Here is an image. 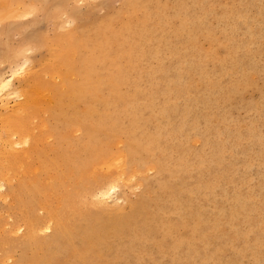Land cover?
<instances>
[{"label": "rangeland", "instance_id": "rangeland-1", "mask_svg": "<svg viewBox=\"0 0 264 264\" xmlns=\"http://www.w3.org/2000/svg\"><path fill=\"white\" fill-rule=\"evenodd\" d=\"M156 1H158L157 4L151 0H0V79L14 72L12 87L15 89L16 86L21 85L25 78L26 72L21 69L24 67V69L31 70L34 75L40 74L43 85L48 88L51 94H58L63 88L66 75H68L66 69L68 67L79 68L80 66L77 67L79 61L72 65L62 59L56 60L55 63L48 66L44 58L53 48H60V43L57 42L67 31L73 28L76 33L74 34L76 40H73V45L68 48L69 51H77L82 57H87V51L78 44L79 37L83 33L86 35V40L91 42L96 35L100 36L105 29L104 26L110 27L115 33H118L121 28L128 26V22L131 25L143 19L140 9L142 4L147 2L152 7L156 6L153 9V14L145 19L148 30L146 29L147 32L144 36L147 42L143 43L142 52L139 50L130 53L129 45L122 42L117 34L111 37L106 50L110 55H113L111 65L113 57L116 58L113 68L120 66V69H124L132 78L134 77L133 80H143L142 84L139 83L141 80L136 81L137 97L147 95L151 86L156 88L155 96L159 104L155 110L143 112L147 116L146 119L129 120L130 113L124 103L118 99L113 100L114 106L108 110V113L112 117L113 115L123 117L126 115V117L107 119L115 124V127L112 128L113 131L109 129L95 130V137L91 139V145L92 147L101 145L94 152L95 158H98L111 153L126 154V150L132 147L131 144H135L136 149L143 152L135 159L146 158L147 161L149 156H153L157 168L146 171L147 169L143 167L136 176L123 181V178L120 179L122 176L119 167L117 169L111 167L107 178L104 175V171H107L106 168L99 167L96 161L92 162L89 165L90 168H86L88 172L86 171L84 177L91 180V173L97 175L95 184L91 183L92 186H96L103 178L111 180L114 176L118 177V180L116 177L113 178L120 183L114 193L117 195H113H120L122 199H114L115 197L112 195L106 198V202L96 204L99 202L90 199L91 192L88 190L91 188L90 184L83 181L79 189L84 196L81 205H84L82 210L86 211V214H82L92 216L89 218L94 220L97 216L104 214V211L112 213L113 210L118 209L116 211L129 212L131 226L134 225L137 218L141 219L143 224L140 226V231L142 233L139 229L136 231L135 241L129 242V238H118L119 240H117L128 242L136 247L129 251L132 260L127 264H137V256L145 243L141 241V238H145L148 233L144 225L154 226L155 229L158 226L156 221L153 222L155 217L164 222L170 221L172 224L168 233L161 232L164 237L159 231L156 234V237L160 236L158 238L164 239L165 242V249L162 248L159 252L164 251L166 254L158 253L157 249H153L152 254H149L150 258H145V261L154 264H167L168 260L171 264L172 260L177 261V259H171L172 256L169 253L172 251L168 249L177 244L175 240L185 241L188 237L196 235L193 230L197 228L196 224L200 215H209L210 217V220L204 225L208 227L206 233L210 230L216 231L213 236L208 235L207 244L198 243L200 255L207 257L208 251L213 250L218 242L221 243L220 251L214 250L218 254L217 257L220 258L208 264H227L226 262L230 261L232 256L235 257L241 253L246 256L234 264H253L254 261L251 260L254 258L255 245L258 246L261 243L258 246V251H260L258 253L264 254V246H262V244L264 245V208H257L264 205V188H261L264 184V0ZM134 5L135 9H132L130 6ZM232 25L235 26L232 27ZM63 38L72 39L73 37L69 35ZM99 43L100 41H97V47ZM52 45L55 47L52 48ZM150 49L153 57L148 59L146 55L143 58L142 54H147ZM140 53L141 58L139 57ZM94 54L98 55L96 52ZM225 55L228 57L223 62L221 58ZM200 59L204 62L200 65L203 67L202 70L198 67ZM144 64H147L146 68ZM29 65H33L34 68L33 66L32 68L35 70ZM110 68V66H106L105 70ZM43 69L45 70L43 71ZM142 70L148 71L149 75L144 77L141 73ZM161 72L162 74H160ZM139 75L144 78H140ZM113 76L116 78L118 75L114 73ZM99 79L104 83L102 87H99L102 89L97 88L94 94L85 95V100L78 101L76 105L78 117L81 120L84 115L91 112L88 107L89 101L101 105L110 94L119 97L130 94L129 86L123 81L111 85L107 76H102ZM125 91L127 94H123ZM168 98L172 100H168ZM208 98L214 99V101H208ZM15 99L12 94L6 99L8 109L10 106L13 107L14 102H17ZM167 100L170 104L167 108L170 114L166 112L169 114V118L162 116L164 115L163 105ZM200 100L204 103H198ZM173 105H176L175 110H172ZM41 106L45 107V104ZM113 110L116 113L111 114ZM4 114L5 112L0 108V120ZM160 117H162L165 127L161 126L160 131L154 132L153 128L161 122ZM41 118L48 119V125L54 128V118L49 117L48 112L38 113L32 119L33 123L29 124L30 127L39 123ZM66 127H68V123L60 120L56 125V128L59 129L56 130L58 135L48 134L44 130L43 132L35 130L33 145L27 149L30 158L24 165L25 172L21 170L20 172H24L22 175L17 174L10 177L8 181H2L4 187L0 189V194L5 196L0 195V264L29 263L20 261L21 253L23 252V256L26 252V249L23 251V248H20L23 245L9 248L5 241L7 238L13 240L23 235L25 226L22 221L25 218L29 220L34 214H42L41 210L31 211L41 197L44 195L51 197L54 207L58 204V200L53 199L55 191L60 196L55 187L54 191L50 189L38 191L35 188L37 181H41L45 177L46 172L42 169V164L47 160L49 163L50 161L54 163L58 158L63 162L71 161L69 157H62V153L67 149H65L66 141L77 137V134L88 126L75 124L71 125L68 130ZM223 128L226 129V132L234 130L238 133L235 142L231 140V136H228L227 142L222 140L226 137V134L220 136L219 131ZM207 130L211 133L208 141L204 136ZM169 133H173L174 136H169ZM147 135L152 138L144 142L142 138H146ZM165 135L169 138H166ZM72 142L68 143L70 148H73ZM77 143L80 142L74 141L72 144ZM231 143L236 145L232 147ZM159 145H162L161 150L158 148ZM81 156L80 154L79 158L82 161ZM231 171L234 173L233 175L230 173ZM49 173L48 176L51 175ZM87 173L89 174L87 175ZM230 175L231 178H228ZM78 177L79 173H73V180ZM187 180H189L188 184L185 183ZM225 180L228 182L226 183ZM207 185L211 189L207 190ZM253 185L256 187L251 190ZM235 186L238 187L235 189ZM218 188L219 190H217ZM62 189L64 188L62 187ZM225 189L228 191V193L225 191L227 194H224L223 190ZM9 191H14V193ZM164 191L172 198L163 202L162 212H157L155 199L160 195L165 197ZM143 194L145 195L142 196ZM233 194H240L241 201L257 194H259V198L242 205L239 200L230 201L229 197ZM155 195L157 196L155 197ZM141 196L144 206L138 208L135 201H138ZM215 204L217 206H214ZM88 206L89 208H87ZM120 207L122 208L120 209ZM184 207H188L189 211L184 212ZM225 214L227 215L219 216ZM249 217L259 220L260 226L256 227L254 232L251 231L247 234L250 229L247 225L250 222ZM216 224L222 228L217 229ZM252 224L254 228L256 223ZM13 225L14 228L21 226V229L6 233L13 228ZM84 225H86L85 221H80L73 231H80L79 228ZM217 234L218 236H216ZM223 240H226L224 244ZM139 241H141L140 245H138ZM146 242L149 245V241ZM156 242L157 240H153L150 243L154 245V243L157 244ZM243 243H246V246ZM249 244L251 245L249 246ZM235 245L237 250L234 248ZM243 246H245V251ZM239 249L240 251H238ZM112 251L111 247L107 253L109 259L112 257L111 260L117 256ZM161 255H164L165 258ZM143 256L145 257V255ZM263 258L264 256L261 257L262 264H264ZM178 261L183 262L181 259Z\"/></svg>", "mask_w": 264, "mask_h": 264}, {"label": "bare ground", "instance_id": "bare-ground-1", "mask_svg": "<svg viewBox=\"0 0 264 264\" xmlns=\"http://www.w3.org/2000/svg\"><path fill=\"white\" fill-rule=\"evenodd\" d=\"M151 1L154 4H157L156 2H158L156 0H151ZM163 5L165 7L166 3ZM159 6L161 7L160 4ZM130 7L132 9H135V5L130 6ZM154 8H156V6L152 7L150 3L146 2L145 4H142L140 9L143 14L142 15L143 19L138 20L137 22L132 23L131 25L128 22V26L121 28L118 31V33H115L114 30L110 29V27L104 26L105 29L103 30V32H101L99 37L98 35H96L94 37V40H92V42L89 40H86V35L83 33V35L79 37L78 44L80 45L81 48L87 51L86 53L87 57H82L80 54L77 53V51L75 52L69 51L68 48L73 45V40L74 41L76 40V38L74 37V34L76 33H75V29L73 28L67 31L63 37L70 35L73 38L72 39H67L63 37L60 38L59 41L57 42V43H60V48L56 47V49H54L53 47L55 46L52 45L53 50L50 51L49 54L44 58V61L45 63L48 64V66L55 63L56 60L60 61L62 59L65 60L67 63H71L72 65L76 64L79 61V64L77 66V67L80 66L79 68H76V67L69 68L68 67L66 69V72L68 75H66L67 77L65 79V83H63V88L58 94H55V93L51 94L48 88L43 85L42 78L39 76L40 74L34 75L31 72V70L24 69V67H21V69L23 70V72H26L24 75L25 78L23 79L21 85L16 86L15 89L12 87L14 72H12L9 76L0 79V108L5 112L3 118L0 120V189L4 187V183H2L3 180L8 181L10 177L16 176L17 174H19L20 176L25 172L24 165L25 163L28 162V159L30 158L29 151H27V149L32 147L33 145V140H34L33 133L35 130L41 131V132H43L44 130L48 134L53 133V134L58 135V131L56 130H59V129L56 128V125L60 122V120L62 122L65 121L66 123H68V127H66V130H68L71 125H75V124H78V125L86 124L88 126L86 127V129L81 130L80 131L81 133L79 132L80 135L78 133L77 137H73L71 140L66 141L65 149L66 148L67 149L62 153V157H69L71 161L63 162L58 158V160H56L54 163H52L51 161L49 163L47 160L46 163L42 164V169L46 172L45 177L42 176L43 177L42 180L37 181L36 188L35 187L34 188L37 189L38 191H40L41 189H44V190L50 189L51 191H54L55 190L54 187H55L57 189V192L60 194V196L57 195L55 191L54 196H53V199L56 198L58 200L57 206L56 207L53 206L51 199H50L51 197L49 196L46 197L44 195L43 197L39 199L37 204L31 210L32 212L41 210L40 213L42 212V214H34L31 216L29 220L25 218L22 221V224L25 226L23 235L16 237L13 240L4 238L7 240L5 242L6 244H8L9 248L18 247L17 245H23V246H20V248L22 247L23 251L26 249V252L23 256H22L23 252L21 253L20 261H25V262L28 261L29 262L28 264H88V263L89 264H127L129 263L130 260H132L131 256L129 255V251L136 247L134 245H130L128 242H122V241H117V240H119L118 238L120 239L129 238V242L135 241V239L137 238L135 233L138 229L139 231L141 230L140 226L143 224L141 222V219L137 218L134 221V225L131 226L129 222L130 220L129 212L125 210L116 211L118 209H116L115 211L113 210L112 213H105L104 211V214L97 216L96 218H94V220L93 218L90 219L89 217H92V216L84 215L86 214V211L82 210L84 205H81V203H83L82 197L84 196H82V193L79 188L81 187V184L83 181H86L88 184H90L91 188H89L88 190L91 192L90 194L91 196L90 195L89 196H90V199H93L99 202L96 204H101L103 201L106 200V198L111 197L116 192L115 191L116 187L120 184L117 181H115L116 179L118 180V177L116 176H114L116 177L115 180L113 179L114 177L111 180L110 178L107 180L105 178L102 179L98 175L102 180L100 179L101 181L99 180L100 182L96 184V186H92L91 183L95 184L97 175H95L94 173H91L90 174L91 180L86 179L85 178L86 176L84 177V174H86V171L88 170V169L86 170V168L87 167L90 168L89 165L94 161L97 162L99 167L106 168L107 171H104V175H106V177L107 175L110 174L111 167L113 169L114 167L116 169L119 167L120 173H121L120 175L122 177L120 178V176L118 175L119 173L117 175L119 176L120 179L123 178L122 179L123 181L126 179L129 180L131 177L136 176V174L143 167L147 169L146 171L155 170L157 168L156 167L157 164L153 156H149L147 158V161H146V158L135 159L136 156L143 153L136 149L137 147L135 144H131L132 147L126 150V154L111 153L110 155H102L98 158H95L94 152L101 145H97V147H92L91 145L92 143L91 139L95 137V130L109 129L113 131L112 128L115 127V124L109 122L107 119L114 120L116 118L123 119L126 117V115H124V117L119 116V115H113L112 117V115L108 113V110L114 106L113 100L116 101V99H118L122 103H124V105L126 106V109L130 113L129 120L136 119V118H138L139 120L146 119L147 116H145L143 112L147 110L149 111L155 110V107L158 106L159 104L155 96L156 88H153L151 86H150L151 89L149 90V93H147V95H143L142 97H139V98L137 97V93L135 90V84L137 80L136 81L133 80L134 77L132 78L130 74L126 73L124 69H120V66L119 68H113V64L116 58L113 57L114 59H112L113 63L111 65V58L113 55H110V53H108L106 50L107 44L109 45V41L111 37L114 34H117L118 38L122 40V42L129 45L130 53L132 52L135 53L139 50L142 52L144 48L143 43L145 44L147 42L144 36V34H146L148 30L145 19H147L153 14ZM234 26L235 25H232V27ZM97 41H100L98 47H97ZM75 44L77 43L75 42ZM95 52L98 55L94 54ZM146 55L148 59L152 58L153 57L152 50L151 49L148 50L147 54H142V57L144 58ZM139 57L141 58V53ZM227 57L228 55H225L224 57L221 58V61L225 62ZM182 58L184 57L182 56ZM202 61L203 60L200 59L199 64H198V67L201 68V70L203 69V67L200 65L204 63ZM29 66L32 68L33 65L32 66L29 65ZM29 66L28 68H30ZM106 66H110L111 68L105 70ZM146 66L147 64H144L145 68ZM44 70L45 69H43V71ZM113 72L117 73L118 76L116 78L115 76H113L114 74ZM141 73L142 75H144V77H146L147 74L149 75V72L145 70H142ZM160 74H162V72ZM102 76L103 77L107 76V78H109V82L112 83L111 85L121 82V81L125 82L130 87V88L128 87L130 94L120 96V97L114 94H110L107 96V99L101 105H98V104L93 103L92 101H89L90 104H88V107L91 112L89 114L87 113L86 115H84L83 120L79 119L78 111H77L78 108L76 107L78 101L85 100L84 99L85 95L94 94V91L97 90V88L102 87L104 83L100 82V79H99ZM139 77L141 78L142 76L139 75ZM142 82L143 80H141V82L139 83L142 84ZM166 87L168 88V86ZM99 89H102V88H99ZM10 94H12L16 98L15 101H17V102H14L15 104L13 105V107L10 106V108L12 107L11 110H9L10 108L8 109L9 107L7 106L8 101L6 100ZM123 94H127V91H125ZM63 99H66V101H63ZM168 100H172V99L168 98ZM168 100L164 102V105H163L164 115L162 116H166L169 118L170 111H168L167 108H169L170 104ZM208 101L212 102L214 101V99L211 100L208 98ZM198 103L203 104L204 102L200 100L198 101ZM42 104H45V107H42L41 106ZM173 106L174 107L172 110H175L176 105H173ZM40 112L42 113L48 112L49 117L54 118L53 120L54 128L48 125L49 121L46 118H41L40 121L39 119H36L39 121V123L33 124V126L31 125L32 128L30 127L29 124L33 123L32 119H34V117H36L37 114ZM166 112L169 114H167ZM114 113H116L115 110H113L111 114H114ZM160 119H161V122L158 123L153 128L154 132L160 131L162 128L161 126L165 127V124L162 123V117H160ZM208 130L206 131L204 135L206 141H208L209 137L211 136V133ZM225 130L226 129L223 128L222 130L219 131L220 136H224V134H226V137L222 140L227 142L228 136H231L230 137L231 140L235 142L237 139L236 137L238 133L235 132L234 130L232 131L228 130L227 132ZM169 136L173 137L174 134L169 133ZM149 138H152V137L151 136L149 137L147 135L146 138H142V140L144 142L149 141ZM166 138H169V137L166 136ZM72 140L73 142L75 141V142H80V143L72 144L73 143ZM70 142H72L71 145L73 146V148L69 147L68 143ZM79 144L80 146H78ZM235 145H236L235 143H231L232 147H234ZM128 146H130V144H128ZM158 148L159 150H161L162 145H159ZM80 154L82 155L81 156L82 161L79 158ZM21 170L24 172H20ZM93 170L94 172H96L94 168ZM48 172H50L51 175L48 176ZM73 173H79V177L75 180H73ZM89 173H87V175ZM230 173L232 175L234 174L232 173V171ZM228 178H231V175ZM112 180L113 182H111ZM188 182L189 180H187L185 183L188 184ZM215 184L217 185V183ZM210 186H213V185L210 184ZM210 186L207 185V190L211 189ZM238 186H235V189ZM62 187L64 189H62ZM255 187L256 185H253L251 187V190H254ZM261 188H264V184L261 186ZM235 189H234V192H236ZM217 190H219V188ZM223 191H224V194L228 193L226 189ZM225 191L227 193H225ZM232 191H233V187H232ZM9 192L14 193V191H9ZM164 192H161V193H164ZM164 194H166L165 197L163 195H160L158 196L157 199H155L157 202L155 203L157 212L159 211L162 212L163 202L172 198V196L167 195L166 192ZM0 195L5 196L4 194H0ZM114 195H117V193ZM114 195H113V197H115L114 199L118 200V198L119 199L121 198L119 194H118L119 196H114ZM144 195L145 194H143L142 196ZM233 195L232 196L230 195L231 196L229 197L230 201L239 200V202H242V205H246L248 201L252 202V201H255L257 198H259L258 197L259 194H257L256 196H249L244 201H241L240 194L238 195L236 194L234 196ZM142 196L138 201H135L136 202L135 204H137L138 208H141V207L143 208L144 206V203L142 202L143 201ZM156 196L157 195H155V197ZM12 197H14V195H12ZM197 203L199 204V202ZM32 206L33 204L31 205V207ZM214 206H217V204H215ZM87 208H89V206ZM121 208L122 207H120V209ZM257 208H260V209L264 208V205L262 207H257ZM107 209H110V208H107ZM188 211H189V208L184 207V212H188ZM72 214H73V217H72ZM226 215L227 214L219 215V216H226ZM71 218L73 219L71 220ZM249 218H250V222L249 224L247 223V225H249L248 227H250V229L247 234H249L251 231L254 232V229L260 226L259 220H254V217H249ZM209 220H210L209 215H200L198 217V222L196 224L197 228L193 230V232L196 233V235L188 237V239L185 241L175 240L177 244L176 245L174 244L173 245L174 247H170V248L168 247L169 249L167 248L168 250L172 251L171 253L168 252L172 256L171 259H177V261L172 260L171 264H198V263L208 264L211 261L213 260L217 261V258L218 259L220 258V257H217L218 254L214 252L215 249L218 252L220 251V246H221L220 242H218V245L216 244L217 248L214 247L213 250L208 251L209 255L207 257H202L200 255L198 243L204 242V245L207 244L209 236H213L214 232H216L215 230L214 231L210 230L208 231V233H206V230L208 229V227H205L204 225ZM80 221H85L86 225H84L83 227H80L79 228L80 231L76 229L78 232H74L73 231V229H75L74 227H77V224H79ZM155 221H156V224L158 225L155 229H154V226L144 225L146 228L145 230H147L148 233H146L145 238L143 239L141 238V241L145 243H143V246L140 249V254H138L137 256V264H154V263H147L145 261V258H148L149 254H152L153 249H157L158 253H161V254L162 252H164V251L159 252L160 249L161 250L162 248L165 249L164 239H159L158 237L160 236L156 237V234L158 233V231L160 233L161 232L165 234L168 233L171 230L170 228L172 224L170 223V221L164 222L163 220L158 219L157 217L154 218L153 222ZM253 222L256 223L254 228L252 224ZM211 223H212V219H211ZM215 226L217 229L222 228L219 224H216ZM211 228H212V225H211ZM15 229L19 231L21 229V226L14 228V225H13V228L10 229V231L6 233H11ZM139 231H138V234H139ZM150 233H153V234H150ZM163 233H161V235ZM143 234L142 236H144ZM139 235L141 236V234ZM216 236H218V234ZM222 238H221V241H222ZM153 240H157L156 242L157 244L155 243L154 245L151 244L150 242H152ZM111 241L113 242L110 243ZM141 241L138 242V245L141 244ZM146 241H149V245H147ZM224 241L226 240H223V244H224ZM230 242L232 243V239ZM259 244L261 245V243ZM244 245L246 246V243ZM250 245L251 244H249V246ZM110 246L112 247L114 253L117 254L116 258H113V260H111L112 257L109 259V256L107 255V253L110 251V248H111ZM245 246H243L244 251H245ZM258 246L257 245L254 246L255 252L253 253L254 256L252 255L254 258L253 260L250 259L251 261H254L253 264H262L261 257H263L264 254L258 253L260 252L258 251ZM262 246L264 245L262 244ZM232 247L233 246L231 245V248ZM243 247H240V248H243ZM234 248L237 250L236 245L234 246ZM190 251H192L191 254H189ZM238 251H240V249ZM261 252H262V249H261ZM143 255H145V257ZM161 256L164 257V255H161ZM244 256L246 255H244L243 253L235 257L232 256L231 260L227 261L226 263L234 264V263L240 262V258L243 259ZM178 259L179 260L181 259L184 263L181 261H178ZM167 262L169 263L170 261L168 260ZM156 264H161V263H156Z\"/></svg>", "mask_w": 264, "mask_h": 264}]
</instances>
